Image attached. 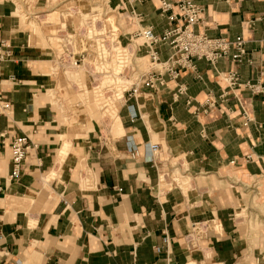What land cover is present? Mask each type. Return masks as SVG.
Returning a JSON list of instances; mask_svg holds the SVG:
<instances>
[{
	"label": "crops",
	"instance_id": "1",
	"mask_svg": "<svg viewBox=\"0 0 264 264\" xmlns=\"http://www.w3.org/2000/svg\"><path fill=\"white\" fill-rule=\"evenodd\" d=\"M193 1L204 9L196 30L241 35L243 61L197 59L179 78L125 95L124 132L105 141L87 124L60 165L69 124L49 94L55 52L23 23L26 0H0V264H264V96L246 85L264 88V0ZM111 4L134 31L162 34L181 21L161 0ZM158 49L162 60L171 54ZM20 135L30 148L12 180L10 144Z\"/></svg>",
	"mask_w": 264,
	"mask_h": 264
},
{
	"label": "rangeland",
	"instance_id": "2",
	"mask_svg": "<svg viewBox=\"0 0 264 264\" xmlns=\"http://www.w3.org/2000/svg\"><path fill=\"white\" fill-rule=\"evenodd\" d=\"M36 2V0H26L27 11L22 9L25 12H21V18L23 23L31 28L32 39L43 42L42 44L53 48L55 52L53 71L56 76V87L50 89L49 94L69 124V131L62 135L63 143L58 151L59 164L62 165L73 146V138L86 135L93 129L87 124L91 125L95 122L96 130L101 131L105 141L116 138L124 132L118 111L124 100V91L137 82L145 71L156 65L151 63L145 53L143 39L133 38L134 30L128 28V19L112 6L111 0H47V4L42 8H39ZM119 43L122 44L120 49L117 48ZM63 53L70 56L68 63L59 62V57ZM78 54L83 55V61L79 66L72 65ZM89 55L99 62L95 68L100 74L94 76L92 83L91 79L89 81L90 72L86 71H95L94 64L89 65L92 64L88 61ZM145 60L148 61L147 67L142 66ZM104 64L111 66L109 70L104 71L108 73L107 77L110 75L106 80L104 79L106 75H101L103 71L101 65ZM99 66L101 70L97 69ZM116 66L118 68H115ZM79 69H86L76 74L79 84L85 86L86 102L74 100L72 98L74 94L69 95L66 89L59 87L61 75L69 70ZM70 82L73 81L69 80ZM93 87L94 91H92ZM74 89V92L77 91L76 88ZM111 103H116L117 108L114 107L115 105L110 107ZM103 104H107L105 112L101 110V107L105 106ZM84 114L85 118H82L81 115ZM176 172L179 174L178 170ZM55 175L57 171H53L47 177V181ZM178 179L180 183H185H181L184 186L190 183L189 178L179 175ZM207 228L213 229L218 226L213 227L211 222ZM199 231L204 233L202 227Z\"/></svg>",
	"mask_w": 264,
	"mask_h": 264
},
{
	"label": "built area",
	"instance_id": "3",
	"mask_svg": "<svg viewBox=\"0 0 264 264\" xmlns=\"http://www.w3.org/2000/svg\"><path fill=\"white\" fill-rule=\"evenodd\" d=\"M174 4L179 10V15L171 14L170 18L180 19L176 25L167 28L162 34H157L154 29L142 27L133 32V38H142L145 53L150 58L153 66L145 71L137 82L124 91V96L136 98L142 94V88L155 89L166 84L169 79H177L180 76V69H194L195 60L203 59L212 65L219 60L230 58L234 63L240 64L245 55V41L241 35L234 38H226L224 36L213 37L206 33L196 30L195 26L202 20L203 7L193 0H161L162 11L173 9ZM166 44L171 50L170 56L162 60L158 46ZM5 55L0 52V63L4 60ZM70 56L64 53L59 57V62L68 63ZM70 60V59H69ZM83 61V55L78 54L72 65L79 66ZM230 84L234 85L239 81L238 73L231 72L226 76ZM254 92L263 94L264 88L259 84L246 82ZM179 91H183L179 88ZM4 108L9 107L6 103ZM11 166L10 179L14 180L20 177L22 173L23 163L26 159L30 148V139L26 135L16 136L12 139L11 144ZM152 155L156 156L151 159L154 166L158 164L157 155L161 150L159 143L150 144ZM164 242L168 243V236L164 237ZM161 248L158 247L157 251Z\"/></svg>",
	"mask_w": 264,
	"mask_h": 264
},
{
	"label": "bare ground",
	"instance_id": "4",
	"mask_svg": "<svg viewBox=\"0 0 264 264\" xmlns=\"http://www.w3.org/2000/svg\"><path fill=\"white\" fill-rule=\"evenodd\" d=\"M121 43H119V44H117V48L118 49H120V47H121ZM88 47V46H87ZM90 53V52H89ZM143 58H145V59H147V57H143ZM111 57H110V62H111ZM88 60V59H87ZM89 62H91L92 64H90L89 63V65H93V67L95 68V65L97 64V63H99V62H97V61H95V59L94 58H92V57H90V55H89V60H88ZM120 65H121V63H119ZM119 65V66H120ZM108 66V67H107ZM107 66H105V64L104 65H101V69L103 70L102 72H101V75H106V76H104L105 78V80L106 79H109L110 78V75H109V77H107V74L108 73H105L104 71H107V70H109V67H111L110 65H107ZM142 66H148V61L147 60H145L144 62H143V64H142ZM115 68H118V66H116ZM93 69V68H92ZM97 69L98 70H101L100 69V66L99 67H97ZM105 69H107V70H105ZM82 70H86V69H79V70H69V71H67V72H65L63 75H61L60 77H59V87H62V88H64V89H66L65 91L69 94V95H72V94H74L75 95V93H76V96H72V98L74 99V100H81V101H84V102H86V93L87 92H85V86H83L82 84H79V79L77 78V76H76V74L79 72H81ZM86 71H89L90 73H89V81H90V79H91V83H92V81H93V79H94V76L96 75V74H100V72L99 71H96V68H95V71H92V70H86ZM74 73V74H73ZM69 80L71 81H73V82H70L69 83ZM71 83H74V84H71ZM74 88H76V90L77 91H75L74 92ZM108 89L110 88V86H108L107 87ZM72 89H73V91H72ZM108 89H107V91H108ZM95 90V88L93 87L92 88V91H94ZM103 105H105V106H102L101 107V110L102 111H104L105 112V110H107V104H103ZM113 105H115L114 107L115 108H117L116 107V103H111V105H110V107L111 106H113ZM81 117L83 118H85V114L84 115H81ZM78 123V126L80 127V124H79V121L77 122ZM176 178V177H175ZM182 183V182H181ZM182 184H185V183H182ZM209 184V183H208ZM211 184V183H210ZM241 195V194H240ZM214 225L215 224H213V227H214ZM206 227V226H205ZM205 227H203V225H202V230H203V232H205ZM200 228V227H199ZM199 228H197L196 230H197V236H199V235H201V234H203V233H201V231H199ZM207 229V228H206ZM203 238V237H202ZM190 241V240H189ZM188 241V242H189ZM205 249V248H204ZM203 249V251H205ZM202 251V252H203ZM208 252H209V250H208ZM207 252V255H210V252L208 253ZM212 253V252H211ZM210 257V256H209ZM188 264H209V263H207L206 261H204V260H202V262H193V261H191V262H189Z\"/></svg>",
	"mask_w": 264,
	"mask_h": 264
}]
</instances>
